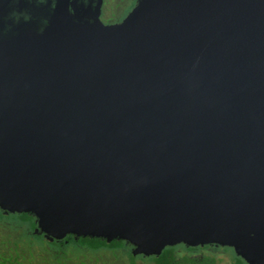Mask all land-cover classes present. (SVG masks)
I'll return each mask as SVG.
<instances>
[{"label": "water", "instance_id": "water-1", "mask_svg": "<svg viewBox=\"0 0 264 264\" xmlns=\"http://www.w3.org/2000/svg\"><path fill=\"white\" fill-rule=\"evenodd\" d=\"M69 5L0 34V208L264 264V0H137L112 24Z\"/></svg>", "mask_w": 264, "mask_h": 264}, {"label": "flooded vegetation", "instance_id": "flooded-vegetation-1", "mask_svg": "<svg viewBox=\"0 0 264 264\" xmlns=\"http://www.w3.org/2000/svg\"><path fill=\"white\" fill-rule=\"evenodd\" d=\"M136 2L137 0H70L69 7L73 17L81 22L101 21L112 24L122 21ZM54 3L55 0H0V34L11 37L30 30L43 31L53 12ZM17 214L21 213L0 208V264H110L108 259H103L106 256L98 255V251L89 252L85 249L78 252L77 245L71 239H65L66 236L57 239L46 236L37 228L34 215L36 225L33 232L37 234L38 241L26 238V235L32 236V231L26 224L12 219ZM13 224L16 228L17 225H23L28 229L21 232V241L29 246L30 255L19 254V243L15 239L17 232L12 231ZM33 246H36L38 254L34 248L31 251L30 247ZM109 249L105 248L107 254L114 251Z\"/></svg>", "mask_w": 264, "mask_h": 264}, {"label": "trees", "instance_id": "trees-1", "mask_svg": "<svg viewBox=\"0 0 264 264\" xmlns=\"http://www.w3.org/2000/svg\"><path fill=\"white\" fill-rule=\"evenodd\" d=\"M17 217L20 223L26 224L28 229L32 231L30 234L37 240V234L33 232L36 225L33 214L24 212L17 214ZM65 239H71L77 245L78 252L85 249L89 252L98 251V255L106 256L107 258L103 259H108L110 264H247L235 254L232 248L217 244H205L203 246H187L182 243L167 244L159 255L145 256L142 254L135 255L133 245L123 239H114L108 242L101 237L79 236L76 238L74 234H67ZM25 247L29 248V246ZM30 248L32 251L33 248L36 249V246ZM105 248L114 251L107 254ZM224 251L233 255V257L231 255V262L226 263L221 259L220 254Z\"/></svg>", "mask_w": 264, "mask_h": 264}, {"label": "rangeland", "instance_id": "rangeland-1", "mask_svg": "<svg viewBox=\"0 0 264 264\" xmlns=\"http://www.w3.org/2000/svg\"><path fill=\"white\" fill-rule=\"evenodd\" d=\"M11 217V216H10ZM14 217V218H13ZM13 217H12V219L13 220H17L18 221V217L16 216H14L13 215ZM19 224V223H18ZM14 228L12 229V231H16L17 233V237L15 238V239H17L18 240V252H19V254H27V255H30L31 254V252L29 251V249L27 248V247H25L24 245L25 244H23L22 242L23 241H21V232L24 230V229H26V227L25 226H19V225H17V228L15 227V225L13 224L12 225ZM8 230V229H7ZM26 230H28V229H26ZM26 238H30V239H33V236H30V237H28L27 235L25 236ZM13 239H14V237H13ZM41 240V239H40ZM32 242H33V240H32ZM35 252L38 254V251H37V249L35 250ZM115 252H117V251H115ZM117 254H118V252H117ZM32 255H34V252H33V254ZM231 253H228V252H221V254H220V257H221V259L223 260V261H225L226 263H229V262H231V260H232V257H233V255H232V257H231ZM40 259V258H39Z\"/></svg>", "mask_w": 264, "mask_h": 264}]
</instances>
